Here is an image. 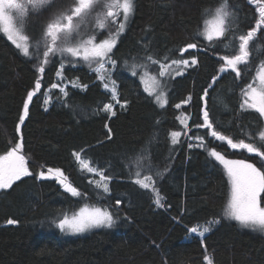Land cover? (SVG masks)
Masks as SVG:
<instances>
[{
    "label": "trees",
    "instance_id": "16d2710c",
    "mask_svg": "<svg viewBox=\"0 0 264 264\" xmlns=\"http://www.w3.org/2000/svg\"><path fill=\"white\" fill-rule=\"evenodd\" d=\"M218 3L135 0V11L113 49L117 65L112 79L121 103L128 101L126 108L116 105V116L102 111L104 104L112 102L110 95L85 63L65 66L66 79L61 81L55 76L59 66L54 62L46 67L43 95L33 98L29 118L19 133L18 118L37 78L36 65L0 33V155L14 146L22 133L23 154L33 173L11 189L0 190V264H205V255L212 256L213 264H264V233L221 219L230 181L210 152L257 167L261 160L244 149H231L211 137L208 129L195 127L202 123L203 90L218 76L205 99L215 129L234 143L243 140L264 151V142L256 137L264 130V118L240 107L242 88L264 63V34L250 42L248 63L238 65V78L230 69L221 73V57L238 54V40L232 37L246 33L257 13L248 0H229L237 17L234 31L208 41L197 33L203 31ZM188 43H197V49L181 54L179 49ZM145 45L154 59L163 61L167 56L169 62L181 58L197 61L182 76L168 80L164 108L144 91L139 73L133 77L125 66V62H142ZM155 69L152 66V72ZM51 83L68 84L67 102L63 97L57 99L58 90L48 92ZM72 84L87 87L73 88ZM48 95L52 103L45 105ZM189 95V104L174 107ZM184 118L187 129L179 123ZM106 125L112 129L111 139L106 136ZM172 131L182 133L175 146L170 142ZM188 143L202 146L188 148ZM145 148V159L163 173L156 178L155 187L164 207H158L152 192L140 189L128 174V164ZM81 150L82 158L111 175L109 193L95 189L90 181L99 177L82 171L75 161L72 153ZM48 168L60 169L82 195L72 197L56 180L39 179V171ZM84 205L112 211L116 223L111 228L72 235L53 223H58L61 213L69 215ZM9 219L17 223L8 224ZM216 219L219 224L211 223ZM191 227L211 230L200 237L190 233Z\"/></svg>",
    "mask_w": 264,
    "mask_h": 264
},
{
    "label": "snow or ice",
    "instance_id": "6c2138e0",
    "mask_svg": "<svg viewBox=\"0 0 264 264\" xmlns=\"http://www.w3.org/2000/svg\"><path fill=\"white\" fill-rule=\"evenodd\" d=\"M60 0H0V33L11 41L12 45L19 53L30 62L35 63L37 78L34 81L33 88L27 92L23 101L21 115L18 118L16 131L19 133L21 126L29 118V107L33 103V98L41 93L44 86L42 81L46 67L52 63L58 64V70L55 76L64 81L63 75L65 66L75 67L78 62L85 63L89 69L96 74L98 81L102 83L103 89L110 95V103L104 104L102 111L116 116L115 106L119 105L121 109L126 108L128 101L121 103L120 95L116 81L112 79V72L116 69L117 60L113 58V49L116 48L120 35L125 31L126 24L135 11V0H114L113 3L103 5L106 8L103 16L96 10L99 0H71L67 7H57ZM250 5L254 6L257 16L254 25L244 34L232 37L238 40V54L223 56L221 60L223 66L219 69L221 73L230 69L238 78L240 70L238 65H247L250 55L249 44L258 34H264V0H248ZM113 9H116L115 11ZM210 19L204 24L203 31L198 32V36L204 37L208 41L220 39L226 34L232 33L236 27L237 17L235 10L230 8L229 0H219L218 5L210 13ZM32 16H46L40 26L37 35L29 36L27 33L28 24ZM15 17V19H14ZM92 25L95 29H107V36L97 40L98 32L85 34V29ZM197 43H188L179 49L180 53H186L190 49H197ZM145 55L142 62L133 63L125 66L130 71L131 76L136 77L139 73V79L145 85L144 91L153 97L159 107L164 108L168 104V80L174 76H182L183 72L191 66L196 65L197 61L192 59H172L165 56L163 61L154 59L153 55L148 54V46L145 45ZM152 66H156L155 74H152ZM175 66L173 73L169 69ZM218 76H213L208 88L216 83ZM149 83L151 86L149 87ZM73 88H86L87 85L72 84ZM208 88L203 90L205 107L202 110V123L195 125L196 128H206L209 135L218 141L226 142L231 149H244L249 154L258 157L262 165L257 167L255 163L246 160L226 159L217 151H211L210 156L219 162L224 168L231 183V197L223 210L221 219L233 220L242 227L253 231L264 233V206H262V194H264V151L260 147H255L252 143H245L240 140L234 143L231 138L218 132L212 120L209 118L207 110ZM68 84L51 83L48 92L58 90L57 99L63 97L67 102L69 96ZM43 95V93H41ZM242 103L241 109H252L264 118V63H261L256 77L241 90ZM192 100L189 95L181 103L174 105L180 109L183 105L189 104ZM45 105L52 103L51 95L44 99ZM47 111V108H45ZM264 123V121H261ZM179 123L184 129L188 128L187 118L180 119ZM107 128V125H106ZM180 131L170 133V142L173 146L180 143ZM251 136V134H249ZM106 136L112 138V129L107 128ZM256 137L264 142V130H260ZM200 140V137H196ZM188 148L201 147L202 143H188ZM24 142L23 135L20 133L18 142L0 155V190H8L13 187L17 181L22 178L31 177L28 161L23 154ZM81 151L73 152L75 161L78 162L82 171L98 176V180L90 181L95 189L102 190L107 194L110 192L109 181L111 175H105V170L92 166L91 161L82 158ZM142 155L128 164V174L132 177L131 182L139 186L142 190H150L154 196L155 204L158 207H164L161 203V193L155 187L156 178L163 173L156 170L150 159H145L148 155V149L141 150ZM165 172L167 169L164 170ZM38 178L43 180L54 179L72 197H80L81 192L71 183H67V177L60 169L48 168L47 172L41 170ZM116 205L121 200L115 201ZM8 224H15L17 221L9 219ZM56 227L66 233L81 234L95 228H111L116 223V218L112 211L106 208L94 207L89 209L87 206L79 209L78 213L71 216L61 213ZM213 224H219L220 219L212 221ZM209 227H204L198 231L197 227H191L190 233L203 237L209 232ZM205 264H213V258L210 255L204 256Z\"/></svg>",
    "mask_w": 264,
    "mask_h": 264
},
{
    "label": "rangeland",
    "instance_id": "374dc122",
    "mask_svg": "<svg viewBox=\"0 0 264 264\" xmlns=\"http://www.w3.org/2000/svg\"><path fill=\"white\" fill-rule=\"evenodd\" d=\"M19 2L23 3L24 0H19ZM113 2H114V0H99V3L96 5V10L100 14V16H103L104 11H106V8L103 7V5H107V4L113 3ZM121 2H122V0H121ZM70 3H71V0H60V3L57 4V7H67ZM113 10L115 11L116 9H113ZM210 18L211 17H209L208 19H210ZM14 19H15V17H14ZM45 19H47L46 16H41V17L32 16L31 19H30V22L28 24V30H27L26 34H28L29 36L37 35L39 33V31H40V26H41V24L43 23V21ZM36 24H38L37 28H35ZM96 32L99 33V35H97V40H99L101 38H105L107 36V29H103V30L95 29L92 25H89L88 28L85 29V34L86 35L87 34H93V33H96ZM169 71L175 72L176 71L175 66H173V68L169 69ZM152 74H155V72H152ZM255 77H256V74H255ZM143 86L145 87L144 84H143ZM150 86H151V84L149 83V87ZM225 158L226 159H230V158H227V157H225ZM231 160H236V159H231ZM43 171L47 172V170H43ZM66 182L70 183L68 177H67V181ZM230 197H231V183H230L229 191H228V202L230 200ZM85 206H87L89 209L94 208L93 206H89V205H84L82 207H85ZM262 206H264L263 203H262ZM82 207H80V208H82ZM80 208H78L75 212L69 214L68 216H71L74 213H78ZM202 230L203 229H198V231H202ZM68 234H70V233H68ZM81 234H83V233H81ZM70 235H72V234H70ZM193 235H197V234H193Z\"/></svg>",
    "mask_w": 264,
    "mask_h": 264
},
{
    "label": "water",
    "instance_id": "95a60500",
    "mask_svg": "<svg viewBox=\"0 0 264 264\" xmlns=\"http://www.w3.org/2000/svg\"><path fill=\"white\" fill-rule=\"evenodd\" d=\"M204 99H206V98H204ZM204 107H205V104H204ZM204 107H203V108H204Z\"/></svg>",
    "mask_w": 264,
    "mask_h": 264
}]
</instances>
